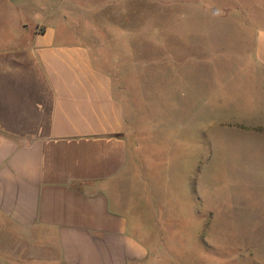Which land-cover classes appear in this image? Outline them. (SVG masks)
Instances as JSON below:
<instances>
[{
  "label": "crops",
  "instance_id": "0c3cea01",
  "mask_svg": "<svg viewBox=\"0 0 264 264\" xmlns=\"http://www.w3.org/2000/svg\"><path fill=\"white\" fill-rule=\"evenodd\" d=\"M221 1L230 6L214 3V18L226 8L249 15L247 25L264 16V0ZM128 2L104 0L98 9L122 11ZM87 8L76 0H0V264H146L143 236L156 232L145 217L159 201L156 187L202 177L189 166L186 181L187 136L183 142L177 113L162 125L148 116L142 141L140 119L128 111L133 78L124 82L122 72L110 73L64 12ZM121 30L110 40L145 35ZM252 31L251 64L235 71L260 84L261 96L250 105L261 115L252 122L261 125L264 23ZM213 96L200 103L210 104L206 123L239 122L229 112L220 118ZM169 150L174 158L167 159Z\"/></svg>",
  "mask_w": 264,
  "mask_h": 264
},
{
  "label": "rangeland",
  "instance_id": "374dc122",
  "mask_svg": "<svg viewBox=\"0 0 264 264\" xmlns=\"http://www.w3.org/2000/svg\"><path fill=\"white\" fill-rule=\"evenodd\" d=\"M103 1L76 0L88 8L64 12L76 33L102 53L110 73L120 77L122 72L124 82L133 78L128 111L140 119L142 141L148 116L162 125L163 117L174 121L169 116L177 113L185 127L182 140L187 139L181 155L186 181L189 166L202 173L189 185L181 178L182 185L173 180L156 187L159 201L145 217L154 220L156 232L143 236L149 247L146 264H264V123L252 122L250 105L252 99L258 102L261 87L235 71L250 66L252 27L264 23V16L247 25L249 15L246 20L231 14L230 3L221 0H129L125 10L102 13ZM214 3L227 7L218 18ZM120 22L127 25H113ZM119 28L145 35L111 41ZM4 32L0 23V35ZM212 95L219 117L229 112L239 122L206 123L210 104L202 108L200 103L212 101ZM180 96V104L169 100ZM175 156L167 152V159Z\"/></svg>",
  "mask_w": 264,
  "mask_h": 264
}]
</instances>
